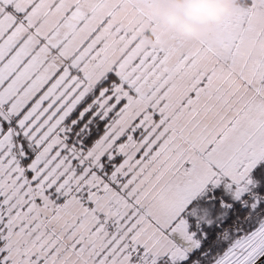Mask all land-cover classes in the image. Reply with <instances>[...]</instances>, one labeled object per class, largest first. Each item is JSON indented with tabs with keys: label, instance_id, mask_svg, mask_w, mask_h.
I'll return each instance as SVG.
<instances>
[{
	"label": "snow or ice",
	"instance_id": "6c2138e0",
	"mask_svg": "<svg viewBox=\"0 0 264 264\" xmlns=\"http://www.w3.org/2000/svg\"><path fill=\"white\" fill-rule=\"evenodd\" d=\"M240 2L168 46L150 0H0V264H264V3Z\"/></svg>",
	"mask_w": 264,
	"mask_h": 264
},
{
	"label": "clouds",
	"instance_id": "9594fccd",
	"mask_svg": "<svg viewBox=\"0 0 264 264\" xmlns=\"http://www.w3.org/2000/svg\"><path fill=\"white\" fill-rule=\"evenodd\" d=\"M150 6L162 42L171 46L177 37L193 42L207 39L226 16L239 10L240 3L239 0H150ZM256 19L264 26V8ZM260 50L261 45L252 37L243 44L247 55H258Z\"/></svg>",
	"mask_w": 264,
	"mask_h": 264
},
{
	"label": "rangeland",
	"instance_id": "374dc122",
	"mask_svg": "<svg viewBox=\"0 0 264 264\" xmlns=\"http://www.w3.org/2000/svg\"><path fill=\"white\" fill-rule=\"evenodd\" d=\"M239 3H240V8H239V10H242V5H241V2H240V0H239Z\"/></svg>",
	"mask_w": 264,
	"mask_h": 264
}]
</instances>
